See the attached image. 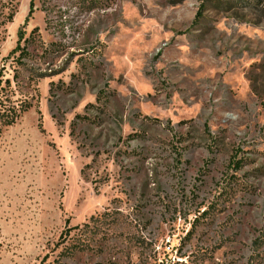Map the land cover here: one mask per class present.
I'll list each match as a JSON object with an SVG mask.
<instances>
[{
    "label": "rangeland",
    "instance_id": "rangeland-1",
    "mask_svg": "<svg viewBox=\"0 0 264 264\" xmlns=\"http://www.w3.org/2000/svg\"><path fill=\"white\" fill-rule=\"evenodd\" d=\"M0 86V264H264V0H0Z\"/></svg>",
    "mask_w": 264,
    "mask_h": 264
},
{
    "label": "trees",
    "instance_id": "trees-1",
    "mask_svg": "<svg viewBox=\"0 0 264 264\" xmlns=\"http://www.w3.org/2000/svg\"><path fill=\"white\" fill-rule=\"evenodd\" d=\"M31 3L33 4V1H31ZM32 4L30 5L32 6ZM6 83L8 84L7 80H6ZM30 107L31 106L29 104H25L19 108H16L14 106L6 105V103L4 102L3 103L0 102V131L3 127H9L13 125L16 121H18L17 119H19L21 114L26 112ZM62 237L66 239L67 236L64 237L63 233H61L60 239Z\"/></svg>",
    "mask_w": 264,
    "mask_h": 264
}]
</instances>
